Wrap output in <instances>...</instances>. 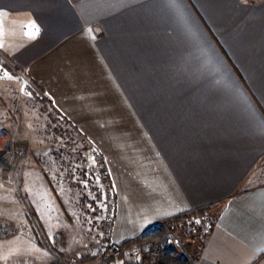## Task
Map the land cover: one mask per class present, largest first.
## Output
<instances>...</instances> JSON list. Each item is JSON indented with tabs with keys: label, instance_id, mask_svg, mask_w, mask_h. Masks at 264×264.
<instances>
[{
	"label": "crops",
	"instance_id": "0c3cea01",
	"mask_svg": "<svg viewBox=\"0 0 264 264\" xmlns=\"http://www.w3.org/2000/svg\"><path fill=\"white\" fill-rule=\"evenodd\" d=\"M0 49L103 157L116 245L210 205L191 264H264V0H0Z\"/></svg>",
	"mask_w": 264,
	"mask_h": 264
},
{
	"label": "rangeland",
	"instance_id": "374dc122",
	"mask_svg": "<svg viewBox=\"0 0 264 264\" xmlns=\"http://www.w3.org/2000/svg\"><path fill=\"white\" fill-rule=\"evenodd\" d=\"M51 102L0 49V196L15 200L14 207L1 204L0 264H66L74 257L99 263L105 200L92 156L97 150ZM209 216L167 228L191 259ZM120 260L131 264L126 254Z\"/></svg>",
	"mask_w": 264,
	"mask_h": 264
},
{
	"label": "built area",
	"instance_id": "2783aa9c",
	"mask_svg": "<svg viewBox=\"0 0 264 264\" xmlns=\"http://www.w3.org/2000/svg\"><path fill=\"white\" fill-rule=\"evenodd\" d=\"M94 164L98 170L100 188L105 200V211L102 221V230L97 247L98 264H122V255H128L131 264H176L181 253L180 242L167 229L157 230L141 242L122 250L112 240V225L114 220L115 196L113 186L105 164L97 151L92 152ZM212 221V222H211ZM214 219L208 221L207 230ZM66 264H81L77 258H71Z\"/></svg>",
	"mask_w": 264,
	"mask_h": 264
},
{
	"label": "trees",
	"instance_id": "16d2710c",
	"mask_svg": "<svg viewBox=\"0 0 264 264\" xmlns=\"http://www.w3.org/2000/svg\"><path fill=\"white\" fill-rule=\"evenodd\" d=\"M16 66L17 67H19V68H21L19 65H17L16 64ZM36 84V83H35ZM37 85V84H36ZM38 86V85H37ZM39 87V86H38ZM40 88V90H42V88L41 87H39ZM43 91V93H44V90H42ZM49 101H51L50 99H49ZM52 103V102H51ZM54 109H55V111H56V113H57V115L59 116V117H61L64 121H66L67 123H70L67 119H66V117L65 116H63L56 108H55V106H54ZM71 124V123H70ZM77 130V129H76ZM88 148V146H86L85 147V149H87ZM212 210H211V206L210 205H208V206H205V207H201V208H196V209H193V210H190V211H188L187 213H185V214H182V215H179V216H176V217H174V218H172V219H170V220H167V221H164L163 223L165 224V226H166V228H168V229H172V227L174 226V225H176V224H179V223H182V222H184L185 220H188L189 218H191V217H193V216H195V215H200V216H202V217H208L209 215L211 216V217H215L216 215H217V213H218V210H216V211H213V212H211ZM209 216V217H210ZM139 242H141V238H135V239H132V240H128V241H126V242H124V243H122L121 245H119V247L122 249V250H124V249H127V248H129L130 246H132V245H134V244H136V243H139ZM202 244H203V240H202V242H201V245H200V248L202 247ZM199 248V249H200Z\"/></svg>",
	"mask_w": 264,
	"mask_h": 264
},
{
	"label": "water",
	"instance_id": "95a60500",
	"mask_svg": "<svg viewBox=\"0 0 264 264\" xmlns=\"http://www.w3.org/2000/svg\"><path fill=\"white\" fill-rule=\"evenodd\" d=\"M5 152L4 151H0V156ZM157 230H166V226L163 223H159V224H155L153 226H151L150 228H148L144 234L142 235L141 238H147L149 237L153 232L157 231ZM180 248H181V253L179 255V259L177 260L176 264H191L193 262V260L189 257L187 251L184 249V247L180 244Z\"/></svg>",
	"mask_w": 264,
	"mask_h": 264
}]
</instances>
